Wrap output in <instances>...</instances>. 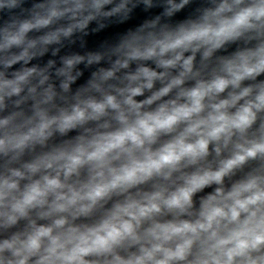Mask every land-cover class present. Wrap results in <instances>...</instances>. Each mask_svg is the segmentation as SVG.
<instances>
[{"label": "clouds", "instance_id": "obj_1", "mask_svg": "<svg viewBox=\"0 0 264 264\" xmlns=\"http://www.w3.org/2000/svg\"><path fill=\"white\" fill-rule=\"evenodd\" d=\"M0 264H264V0H0Z\"/></svg>", "mask_w": 264, "mask_h": 264}]
</instances>
